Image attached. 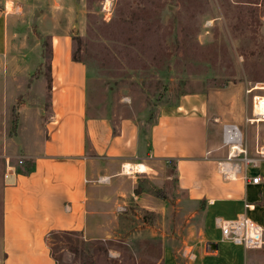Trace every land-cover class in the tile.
Returning a JSON list of instances; mask_svg holds the SVG:
<instances>
[{
  "label": "rangeland",
  "instance_id": "374dc122",
  "mask_svg": "<svg viewBox=\"0 0 264 264\" xmlns=\"http://www.w3.org/2000/svg\"><path fill=\"white\" fill-rule=\"evenodd\" d=\"M5 1L15 9L6 11ZM105 1L0 0L3 15L13 16L7 22L9 42L28 62L0 81L8 103L10 95L17 110L23 102L22 118L27 110L22 135L32 130L38 98L47 102L49 33L58 32L71 36L72 51L87 65L88 113L114 122L120 117L151 122L162 102L202 93L210 116L236 125L249 151L264 146V122L245 121L253 101L245 89L264 83V0H109L107 6ZM38 32L46 37L43 45ZM11 113L12 107L0 108V134L15 135ZM2 143L0 230L10 156ZM17 156H11L15 167ZM155 166L121 178L105 200L91 205L89 233H50L56 264H163L169 251L180 264L195 259L207 237L205 202L191 200L178 187L171 163ZM96 183L108 184L103 178ZM249 258L250 264H264V245Z\"/></svg>",
  "mask_w": 264,
  "mask_h": 264
},
{
  "label": "crops",
  "instance_id": "0c3cea01",
  "mask_svg": "<svg viewBox=\"0 0 264 264\" xmlns=\"http://www.w3.org/2000/svg\"><path fill=\"white\" fill-rule=\"evenodd\" d=\"M5 10L0 11V81L28 67L26 58L9 42L7 22L13 16L9 11L3 15ZM49 35L47 102L42 105L38 98L29 133L21 134L26 130L24 122H28L27 110L23 118L20 112L22 102L15 135L0 134L4 153L25 158L24 164L16 167L13 181H2L0 264H56L47 243L50 233H89L90 219L94 218L91 205L105 200L109 196L105 193L121 178L142 173L125 174L124 163L143 164L150 171L163 162L174 163L178 187L191 200H203L206 206L203 221L207 237L195 259L184 263L250 264L249 257L259 248L221 240L214 219L245 214L264 227L261 147L252 151L246 148L253 161L246 165L239 162L236 171H231L232 178H224L218 162L227 152L222 142L225 122L218 115L210 116L202 93L182 94L162 102L151 122L132 117L114 122L88 113L87 65L72 58L69 34ZM6 92L4 86L0 87L2 110L16 101L10 95L8 103ZM255 175L260 179L253 183L250 178ZM100 178L108 184L96 183ZM100 190L104 194L97 195ZM163 264L180 263L169 251Z\"/></svg>",
  "mask_w": 264,
  "mask_h": 264
},
{
  "label": "built area",
  "instance_id": "2783aa9c",
  "mask_svg": "<svg viewBox=\"0 0 264 264\" xmlns=\"http://www.w3.org/2000/svg\"><path fill=\"white\" fill-rule=\"evenodd\" d=\"M257 84L259 83L248 85L245 92L251 94L252 100L257 99L261 102V104H264V85ZM245 121L250 124L264 122V111L255 114L254 110L251 109V113L249 116L245 117ZM222 142L226 147L227 152L225 159L218 162V169L224 178H229L227 173L232 171V169H234L235 172L239 162H244L246 165L253 160L247 156L246 147L243 145L242 133L236 125H222ZM236 142L240 145L241 150L236 149L234 152L233 146ZM24 160L25 158L23 156H17V166H22L24 164ZM5 162L6 170L4 173V181L6 184H9L13 181L16 167L12 165L10 156L5 157ZM259 179L260 177L255 175L250 178V181L256 183ZM246 207L251 206L246 205ZM214 223L220 230L221 240L223 241H229L231 243L241 245L244 248H260L264 245V227L247 217L245 214L236 215L232 219H224L220 216H216Z\"/></svg>",
  "mask_w": 264,
  "mask_h": 264
},
{
  "label": "bare ground",
  "instance_id": "6f19581e",
  "mask_svg": "<svg viewBox=\"0 0 264 264\" xmlns=\"http://www.w3.org/2000/svg\"><path fill=\"white\" fill-rule=\"evenodd\" d=\"M111 2V0H110ZM105 5L107 6V4H109V0H106L105 1ZM12 7V2H6V9L10 11ZM257 85H264V83H259ZM251 106H252V109L254 110V113L255 114H258L260 112H263L264 111V104H261V102H259L257 99H254L253 102H251ZM234 152L236 151V149L238 150H241V147L240 145L236 142L234 143ZM261 151L264 153V146L261 147ZM146 169L145 165L143 164H137V163H133V164H130V163H124L123 166H122V171L125 173V174H130V173H134V172H144ZM232 172H228L227 173V176L228 177H231L232 178Z\"/></svg>",
  "mask_w": 264,
  "mask_h": 264
},
{
  "label": "trees",
  "instance_id": "16d2710c",
  "mask_svg": "<svg viewBox=\"0 0 264 264\" xmlns=\"http://www.w3.org/2000/svg\"><path fill=\"white\" fill-rule=\"evenodd\" d=\"M139 1H142V0H139ZM38 38L40 39V44L41 45H43L45 42L44 41H42V40H44V39H46V37L43 35V34H41L40 32H38ZM72 58L74 59V60H76V61H78V60H81L80 59V57H79V55H78V53L76 52V51H72ZM167 67H169V65L167 66ZM34 74H32L31 76H33ZM16 106L14 105V106H12V119H11V132L10 133H15L16 132V129H17V124H18V110L15 108ZM14 109H16V110H14ZM172 166H173V170H174V172H175V165H174V163H172L171 164ZM30 168L31 167H27V169L28 170H30ZM65 233L67 232V233H79V232H77V231H64ZM84 250H88V248H83V251ZM53 256V255H52ZM56 261V260H55Z\"/></svg>",
  "mask_w": 264,
  "mask_h": 264
}]
</instances>
